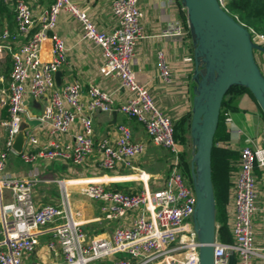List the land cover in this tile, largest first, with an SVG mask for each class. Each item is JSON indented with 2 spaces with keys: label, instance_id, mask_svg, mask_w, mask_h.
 <instances>
[{
  "label": "built area",
  "instance_id": "1",
  "mask_svg": "<svg viewBox=\"0 0 264 264\" xmlns=\"http://www.w3.org/2000/svg\"><path fill=\"white\" fill-rule=\"evenodd\" d=\"M39 1L42 0H16L15 31L5 28L0 32V50H6L12 60L8 87L0 90V110L7 114L0 121L6 132L0 151V195L9 190L13 198L9 204L0 203V264H27L26 258L37 250L47 258L42 264H200L201 244L193 225L196 197L192 183L180 168L185 151L175 138V121L138 83L133 70L136 47L144 38L140 0L113 1L111 12L116 26L112 31L100 28L88 10L75 0H50L48 7L35 13L32 3ZM232 1L217 0L229 15L228 5ZM162 4L170 10L179 8L186 16L178 0H162ZM61 14L78 22L81 40L100 49V75L118 80L119 89L126 93L119 106L115 104L116 92L98 85L84 90L74 80L58 89L55 75L67 64L69 51L67 43L56 33ZM248 31L251 40L264 47V34ZM162 36L185 38L183 19L170 21ZM47 39L52 44L50 60L42 58L43 42ZM156 58L161 81L172 85L174 75L164 52L158 51ZM183 60L191 63L192 57ZM29 98L47 100L39 118L47 125L45 138L30 129L22 130L24 118L28 117ZM98 112H117L136 120L154 146L171 154L169 175L161 186L153 187L150 176L136 166L146 145L134 140L128 125L120 123L115 136L95 141L93 116ZM20 132L24 146L17 153L13 144ZM239 151L233 214L229 213L233 242L219 240L217 225L214 264H228L231 255L234 264H264V243H257L254 226L258 211L257 171H264V120L258 137ZM12 155L30 165L61 161L82 167L95 160L103 173L119 168L136 173L142 187L134 193H123L112 190L101 179L88 180L84 196L99 203L104 217L127 218L114 227L111 235L94 236L75 220L63 182H60L63 190L60 204H38L35 179H20L7 173ZM44 234L50 238L41 245L40 237Z\"/></svg>",
  "mask_w": 264,
  "mask_h": 264
},
{
  "label": "crops",
  "instance_id": "2",
  "mask_svg": "<svg viewBox=\"0 0 264 264\" xmlns=\"http://www.w3.org/2000/svg\"><path fill=\"white\" fill-rule=\"evenodd\" d=\"M12 0H5L6 3ZM79 6L86 8L91 18L105 31H112L116 26L115 18L111 12L114 0H75ZM50 0L33 2L35 13L44 7H48ZM14 12V4L11 5ZM140 8L143 13L144 38L136 47V57L133 70L139 84L144 86L154 97L157 105L172 117L175 122L184 118L192 109L194 71L193 62L185 63L184 58L191 56L188 50L187 37L183 39L165 38L162 32L166 25L182 16L181 10L168 9L162 4V0H140ZM15 14V13H14ZM8 24H0V32ZM10 30V29H9ZM11 31V30H10ZM14 32V31H11ZM57 35L68 45L67 64L60 70L61 77L57 83L58 89H62L68 82L79 81L84 90L90 85H98L108 91H115L116 106L122 104L126 93L119 89V81L114 78H104L99 73L102 62L101 51L95 45L81 40V30L78 22L67 14H61L57 23ZM19 46L20 43H17ZM17 45L14 47L16 48ZM51 40L43 42L42 58L51 59ZM158 51L164 52L166 59L171 65L174 81L172 85H166L159 76V67L156 58ZM261 59L256 56L257 63L261 68L260 61L264 64V54L260 53ZM12 60L10 54L0 50V84L1 88H7L9 83ZM86 96V95H85ZM233 104L238 108L237 112H230L227 115V125L230 132V139L224 145L230 149L240 150L243 146L249 145L251 140L257 138L261 131L263 118L257 104L247 94L233 98ZM47 100L28 99L26 103L27 114L31 120H39ZM114 113V112H113ZM105 113H96L93 116L94 138L98 142L106 136H115V128L118 124L128 125L133 132L134 140L141 141L146 145V151L136 161V166L144 170L149 176L153 187L161 186L169 175L171 154L159 147L154 146L149 140L143 126L130 120L121 113L116 116ZM26 117V118H28ZM7 118L5 111L0 110V121ZM24 129H30L45 138L47 125L39 120V124L30 126L25 122ZM43 133V134H42ZM6 132L0 126V151L4 146ZM181 144V143H180ZM182 149L191 160L192 145L181 144ZM7 173L12 177L35 179L34 195L38 204H60L63 197V190L60 182L66 188L73 211L79 212L78 221L90 235H111L118 223H124L127 218L111 220L104 217L99 210V203L85 198L84 191L90 179H101L110 185H124L130 191H137L142 187L136 179L137 174L123 168L116 169L108 174L100 172L95 163L91 160L82 167L72 166L61 161L39 162L35 165L23 163L19 157L10 156L7 166ZM258 179V211L254 216L256 240L258 244L264 243V171H257ZM234 192L228 206V212L233 214ZM13 201L11 192L4 190L0 195V203L9 204ZM49 234L40 237L41 245L49 240ZM47 258L41 250L29 255L26 258L27 264H42Z\"/></svg>",
  "mask_w": 264,
  "mask_h": 264
},
{
  "label": "water",
  "instance_id": "3",
  "mask_svg": "<svg viewBox=\"0 0 264 264\" xmlns=\"http://www.w3.org/2000/svg\"><path fill=\"white\" fill-rule=\"evenodd\" d=\"M186 12L192 38L193 100L189 135L192 145L190 178L196 197L194 231L201 244L200 264H214L216 208L212 182V150L221 107L234 86L248 89L264 115V75L256 61L255 51L264 47L251 40L249 31L227 14L217 0H180ZM59 83L61 72H57ZM116 116V113H113ZM25 122L30 126L39 120ZM23 130V128H22ZM24 136L20 132L13 148L21 153ZM234 264V256L229 263Z\"/></svg>",
  "mask_w": 264,
  "mask_h": 264
},
{
  "label": "trees",
  "instance_id": "4",
  "mask_svg": "<svg viewBox=\"0 0 264 264\" xmlns=\"http://www.w3.org/2000/svg\"><path fill=\"white\" fill-rule=\"evenodd\" d=\"M15 1L16 0H12L6 3L5 0H0V24L6 22L11 31H15L16 25L15 14L11 8V5L14 4ZM178 4L182 6L180 0H178ZM228 11L231 17L234 18V20H236L237 22L241 23L247 30L252 29L257 33L264 34V0H234L228 5ZM182 14L184 28L187 32V46L189 54L191 55L190 57H192L193 49L191 33L187 26L186 17L184 13ZM242 94L249 95L257 104L250 91L244 87L234 86L228 91L222 103L219 124L214 137V145L212 150V182L215 197L216 223L219 226V240L224 243L233 242V234L231 230V220L228 212V206L232 197V192L234 190V179L238 170L240 158L239 150L230 149L224 145V142L230 139V132L226 119L227 115L230 112L238 111V108L233 104L232 100L233 98H237ZM261 116L264 120V115L262 114V112ZM190 118L191 112H189L181 120L175 122V138L181 144L187 145L190 142ZM134 121L137 122L136 120ZM180 168L184 176L191 182V166L187 153H184V155L181 156ZM108 187L114 191H120L123 193L136 192L130 191L126 186L121 184H114Z\"/></svg>",
  "mask_w": 264,
  "mask_h": 264
},
{
  "label": "rangeland",
  "instance_id": "5",
  "mask_svg": "<svg viewBox=\"0 0 264 264\" xmlns=\"http://www.w3.org/2000/svg\"><path fill=\"white\" fill-rule=\"evenodd\" d=\"M182 15H183V14H182ZM184 15H185V14H184ZM185 17H186V16H185ZM181 18H182V16H181ZM255 56H257L259 60L261 59V55H260V53H259L258 51H255ZM188 57H190V56H188ZM256 61H257V60H256ZM258 65H259V63H258ZM260 65H262L261 68H260V70H261V72H262L263 75H264V64H263L262 61H260ZM259 67H260V66H259Z\"/></svg>",
  "mask_w": 264,
  "mask_h": 264
},
{
  "label": "bare ground",
  "instance_id": "6",
  "mask_svg": "<svg viewBox=\"0 0 264 264\" xmlns=\"http://www.w3.org/2000/svg\"><path fill=\"white\" fill-rule=\"evenodd\" d=\"M62 186H63V184H62ZM64 187V186H63ZM64 189L66 190V188L64 187ZM66 192H67V190H66ZM67 195H68V193H67ZM69 196V195H68ZM73 216H74V218H75V220H77L78 221V217H79V212L78 211H73Z\"/></svg>",
  "mask_w": 264,
  "mask_h": 264
},
{
  "label": "flooded vegetation",
  "instance_id": "7",
  "mask_svg": "<svg viewBox=\"0 0 264 264\" xmlns=\"http://www.w3.org/2000/svg\"><path fill=\"white\" fill-rule=\"evenodd\" d=\"M192 62H193V57H192Z\"/></svg>",
  "mask_w": 264,
  "mask_h": 264
}]
</instances>
